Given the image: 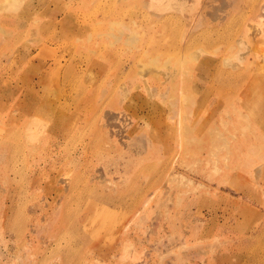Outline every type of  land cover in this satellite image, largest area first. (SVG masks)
<instances>
[{
    "label": "rangeland",
    "instance_id": "obj_1",
    "mask_svg": "<svg viewBox=\"0 0 264 264\" xmlns=\"http://www.w3.org/2000/svg\"><path fill=\"white\" fill-rule=\"evenodd\" d=\"M151 1L0 0V264H264V0Z\"/></svg>",
    "mask_w": 264,
    "mask_h": 264
},
{
    "label": "bare ground",
    "instance_id": "obj_2",
    "mask_svg": "<svg viewBox=\"0 0 264 264\" xmlns=\"http://www.w3.org/2000/svg\"><path fill=\"white\" fill-rule=\"evenodd\" d=\"M176 1V6L178 7L177 9H179V10H187L186 9V7H185V5H186V2H185V0H175ZM160 2V0H152L151 1V6H153V7H155V8H159V9H168V6H171V0H167V2L165 3V4H160L159 3ZM201 2V1H200ZM188 3V2H187ZM226 5H227V3H226ZM229 6V5H228ZM188 11H190V12H192L193 11V9H188ZM176 13V12H175ZM172 14V13H171ZM186 16H188V15H186ZM184 17H185V15H184ZM189 17V16H188ZM191 17V16H190ZM166 18V17H165ZM164 18V19H165ZM168 21V20H167ZM190 29V28H189ZM263 30V29H262ZM193 54V53H192ZM199 56V55H198ZM189 57V56H188ZM194 60L196 59V58H193ZM197 60V59H196ZM151 61V60H150ZM184 63V62H183ZM185 64V63H184ZM145 65V64H144ZM155 65H153V67H154ZM180 66V65H179ZM142 67H144V66H142ZM146 67V66H145ZM165 68H167V67H165ZM142 69V68H141ZM144 69V68H143ZM168 69V68H167ZM156 72V71H155ZM153 75V74H152ZM180 77V76H179ZM196 91V90H195ZM126 93V92H125ZM41 110H40V107H37V105L36 106H34L33 107V110H32V113L34 112L35 114H36V116H40L41 115V112H40ZM15 117V116H14ZM34 122V121H33ZM180 125V124H179ZM104 126V125H103ZM37 128V127H36ZM35 127L33 126V123H31V131H34L35 132ZM185 134V133H184ZM2 144V143H1ZM0 144V145H1ZM6 144V143H5ZM55 144V143H54ZM56 147H57V144H56ZM71 155V154H70ZM33 166V165H32ZM36 166V168L37 169H39V167L37 166V165H35ZM173 181V180H172ZM85 194V193H84ZM80 196V195H79ZM86 197H88V196H86ZM89 198V197H88ZM88 200V199H87Z\"/></svg>",
    "mask_w": 264,
    "mask_h": 264
}]
</instances>
